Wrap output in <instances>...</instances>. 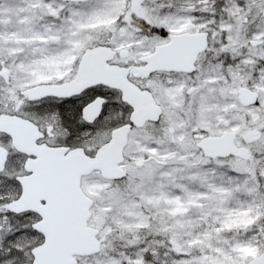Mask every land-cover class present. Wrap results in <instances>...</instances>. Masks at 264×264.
Segmentation results:
<instances>
[{"label":"snow or ice","instance_id":"1","mask_svg":"<svg viewBox=\"0 0 264 264\" xmlns=\"http://www.w3.org/2000/svg\"><path fill=\"white\" fill-rule=\"evenodd\" d=\"M10 11L0 5V264H264V144L252 149L261 160L246 200L216 196L190 223L187 214L165 219L149 209L122 216L131 169L152 164L157 141L141 134L149 126L138 125L123 89L86 75L131 41L128 52L144 53L140 79L152 81L141 86L172 98L157 125L178 88L201 103L213 99L209 89L231 80L230 66L246 57L264 84V0H22L14 20L4 18ZM101 15L114 16L113 27L86 25ZM125 125L150 150L136 154L145 160L114 154L110 166L101 145L111 141L115 153L113 129ZM78 174L95 187L91 213ZM245 177L232 169L231 184ZM179 192L169 195L206 200L204 191ZM105 205L110 214L96 227L92 217ZM249 206L259 213L250 226L230 222L235 208ZM245 244L257 256L243 255Z\"/></svg>","mask_w":264,"mask_h":264},{"label":"rangeland","instance_id":"2","mask_svg":"<svg viewBox=\"0 0 264 264\" xmlns=\"http://www.w3.org/2000/svg\"><path fill=\"white\" fill-rule=\"evenodd\" d=\"M21 3L22 0H0V5L11 10L4 13V18L14 20L16 10ZM134 3L138 5L139 0H134ZM114 20V16L101 15L87 21L86 25L92 27L103 25L105 28H110L113 27ZM185 27L186 25L181 24L175 27V31H183ZM131 43L127 41L123 49H128ZM254 67L255 60L252 57H246L243 63L235 66V69L230 66L229 74L232 79L228 80L224 77V83L210 88L209 91L214 98L204 103L193 96L185 97L182 89H177L175 95L178 99L171 103V107L165 109L161 124H147L149 127L141 133L157 141L156 151L152 153L151 165L146 164L143 168L131 169L127 186L124 188L130 196L128 204L122 209V216L129 218L139 214L147 216L148 212L144 210L149 209L152 215L159 214L165 219L175 217L177 214L183 218L187 214L190 223L194 219L199 220L203 210L202 205L215 207L213 200L216 196L225 198L234 196L236 200L241 201L247 199V193L254 190L255 186L248 185L246 181L249 178L255 179L256 168L261 160L260 156L253 154L252 149L254 146L264 144V84L253 78ZM236 71L238 73H235ZM260 80H264V73L261 74ZM144 82L152 83V81ZM242 88L258 92L260 103L252 106L241 104L238 97ZM157 97L164 105L170 103L172 99L171 96ZM153 129L155 131H152ZM228 129L238 133V144L241 148L239 153L228 159L206 157L198 145L199 140L205 135L220 134ZM145 150H150L148 145L141 144L130 134L125 155L132 156L135 160H145L142 155H136ZM232 169L250 173L251 177H245L239 184H231ZM260 171L264 173V168ZM226 184L230 185L227 189H225ZM83 186L87 194L95 193V187L87 179ZM161 186H163L162 190ZM181 189L189 193L204 191L206 200L202 202L195 196H189L187 200L175 199V196L180 195ZM170 193H174L175 196L169 195ZM89 196L93 199L91 195ZM141 204L143 207L140 206ZM110 208L111 205H105L100 213L93 215L92 219L96 227L104 223L106 219L104 213L110 214ZM252 213L251 206L235 208L230 222L234 225L250 226L259 215ZM132 222L134 221H126V223ZM172 223L178 229L183 227L179 220H173ZM241 251L246 256H257L255 245L245 244Z\"/></svg>","mask_w":264,"mask_h":264},{"label":"water","instance_id":"3","mask_svg":"<svg viewBox=\"0 0 264 264\" xmlns=\"http://www.w3.org/2000/svg\"><path fill=\"white\" fill-rule=\"evenodd\" d=\"M184 49L175 50V55L178 57H183ZM114 53V52H113ZM113 53H111V58L113 57ZM126 54V52H125ZM93 79H103L107 83L113 85L114 87H118L123 89L125 98L134 105V114L138 121L139 126L145 125L148 120H155L157 116L160 115L161 110L160 106L156 105L151 93L149 91L141 90L134 83L130 82L127 78V74H119L109 69L108 64H105L103 67H100L96 64H92L89 68L88 73L86 74ZM138 76L146 75L144 72V65L138 67ZM249 98V103H255L254 101L257 98L256 93H247ZM157 106V107H156ZM98 110V107H97ZM128 126H122L113 130V137L118 141L117 146L115 148V153H113L110 145L111 141L106 145H102L101 147L106 150V157L110 162L113 159V155H118L120 157L124 156V147L128 142ZM236 134L233 131H228L221 136H209L202 138L198 145L201 149L205 151V153L210 157H225L227 155L233 154L238 151V146L235 142ZM120 171L125 170L122 166L119 169ZM89 168L82 167L81 172L87 173ZM81 177L79 174L77 176L78 182L81 181ZM81 188V185H80ZM81 193L84 195V199L88 202L84 204L85 213H91L88 204L92 202V199L88 197L81 188ZM90 227V226H89ZM88 244L87 237L84 236L81 238L79 242V246L83 247Z\"/></svg>","mask_w":264,"mask_h":264},{"label":"flooded vegetation","instance_id":"4","mask_svg":"<svg viewBox=\"0 0 264 264\" xmlns=\"http://www.w3.org/2000/svg\"><path fill=\"white\" fill-rule=\"evenodd\" d=\"M179 32H182V31H179ZM163 43H164L163 41L160 42V44H163ZM125 52H126L127 54H125ZM143 54H144V53H139V54L134 53V54H133V53H131V52H128V49H125V48H124L123 51L120 53V55H116L115 53H113L112 62H111L110 64H108V67H109L110 70H112V71H114V72H116V73H119L120 75H121V74H123V75H124V74H125V75L127 74V78H128V80H129L130 82L134 83V84H135L137 87H139L141 90L149 91L147 88H144V87L141 86V85L145 84V82H144L145 80L140 79V76L137 75L138 67L141 66V64H138L137 61H138L139 57L142 56ZM125 62H127V63L125 64ZM235 73H238V72L236 71ZM232 76H234L233 73H232ZM237 81H238V79H237ZM154 91H155V90H153V91H149V92L151 93V95H152L154 101L156 102V105H159V106H160V110H161L162 107L164 106V103L161 102V101L158 99L157 95H154ZM247 93H256L257 96H259V93L256 92V91H254V90H250V89H248V88H242V89L239 91V94H240L239 97H238L239 102H240L241 104L245 105V106H252V105L257 104V103H249V98H250V97H248V94H247ZM156 107H157V106H156ZM164 114H165V110H164V112H163V117H164ZM160 115H161V113H160ZM153 121H154V120H148V121H146L145 124H151V123H153ZM154 124H155V123H154ZM114 129H116V128H114ZM114 129H113V130H114ZM228 131H233V132H235V134H236L235 142H236V144H237V146H238V151H236V152L233 153V154L227 155V156H225V157L219 156V157H214V158H213V157L208 156V155L205 153V151H204L203 149H201L202 152H203V154H204L206 157L211 158V159H228V158H230L231 156H233V155L239 153V151H240L241 148H240V146H239V144H238V133H237L235 130L228 129V130H226V131H224V132H222V133H220V134H215V135H205V136H203L202 138H204V137H209V136H221V135L225 134V133L228 132ZM129 136H130V133H129ZM129 136H128V142H129ZM202 138H201V139H202ZM201 139H200V140H201ZM200 140H199V141H200ZM128 142H127L126 146L124 147V151H123L124 156H125V149H126V147H127V145H128ZM101 146H102V145H101ZM122 167L124 168V166H122ZM85 180H86V178L82 176V177H81V181H82V183H81L80 185H81V188H82L83 192H84L88 197H90V196L87 194V192H86V190H85V188H84V186H83ZM90 198H91V197H90ZM91 199H92V198H91ZM90 211L93 212V209L90 208ZM89 226L91 227L92 225H89Z\"/></svg>","mask_w":264,"mask_h":264}]
</instances>
